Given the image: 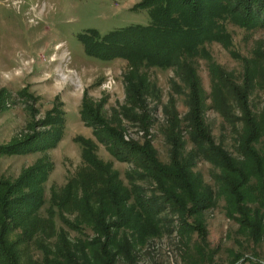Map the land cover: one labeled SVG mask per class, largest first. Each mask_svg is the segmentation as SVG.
Wrapping results in <instances>:
<instances>
[{
  "label": "trees",
  "instance_id": "trees-1",
  "mask_svg": "<svg viewBox=\"0 0 264 264\" xmlns=\"http://www.w3.org/2000/svg\"><path fill=\"white\" fill-rule=\"evenodd\" d=\"M132 8L146 11L149 23L102 36L87 30L77 40L90 58L127 63L125 104L117 113L139 127L143 140H125L119 118L113 116L116 125L111 127L101 115L102 105L83 102L79 115L115 159L131 164L129 182L150 183L151 196L134 185L132 190L126 188L118 172L92 153L91 142L81 140L82 165L52 194L46 219L39 211L44 205L42 185L51 169L48 163L33 165L13 183L0 180V264H21L20 252L26 247L20 250V243H34L45 264H115L120 259L132 264L141 247L173 232L186 248L185 254H190L193 235L205 243L203 215L219 200L224 201L226 217L237 223L242 236L254 244L264 243V154L256 148L264 138V98L258 111L250 101L254 91L264 94V45H256L251 58L230 51L242 63L239 80L204 53L207 43L217 42L226 49L232 46L227 23L245 31L264 30V0H141ZM204 56L213 85V107L235 133L236 156L216 143L206 122L207 97L193 65L195 58ZM140 67L173 69L177 79L170 81L171 97L163 108L167 163L159 160L148 137L154 124L148 100L158 97V91ZM180 95L185 96L187 106L183 118L175 107L174 98ZM64 121L61 111L49 115L41 123L49 129L0 145V158L55 148L63 137ZM184 132L192 145L188 151ZM200 159L217 170L215 188L195 171ZM55 214L75 231L82 225L88 227L92 238L74 242L64 230L56 231ZM162 214L174 216L177 226L173 229L174 221L165 217L161 220ZM13 234L16 238L11 241ZM52 237L55 241L46 245L44 241ZM229 264H264V257L237 255Z\"/></svg>",
  "mask_w": 264,
  "mask_h": 264
},
{
  "label": "rangeland",
  "instance_id": "rangeland-1",
  "mask_svg": "<svg viewBox=\"0 0 264 264\" xmlns=\"http://www.w3.org/2000/svg\"><path fill=\"white\" fill-rule=\"evenodd\" d=\"M140 1L0 0V145L49 129L41 127L42 121L55 112L64 113L63 137L55 148L0 158V180L9 183L17 181L26 169L39 162L49 164L51 169L42 185L44 205L39 211L41 218L48 217L50 200L55 190L64 187L82 165L81 140L91 142L92 153L100 162L110 164L118 172L126 188L132 190L134 185L141 188L145 196H151L150 183L129 182L127 174L132 172L131 164L115 159L106 146L98 142L93 129L86 126L79 115L83 102L91 106L102 105L100 112L105 122L111 127L115 126L113 116L118 117L124 139L142 142L143 132L139 127L122 120L117 113L125 104L123 75L127 63L123 60L102 62L90 58L84 54L83 46L77 40V35L87 30L97 31L102 36L130 25L148 24L146 11L132 10ZM226 28L232 46L226 49L217 42L207 43L204 53L213 63L232 72L239 80L242 63L230 51L251 58L256 45H264V30L245 31L229 23ZM193 65L207 97L206 122L212 135L216 143L223 144L236 156L235 133L213 107V85L208 61L205 56L195 58ZM140 72L148 77L158 91V97L148 100L150 116L154 121L148 137L159 160L167 163L169 146L164 137L163 108L171 97L170 81L177 79L173 69L140 67ZM263 98L264 94L259 90L251 95L254 111L262 107ZM174 99L176 110L183 118L187 112L185 96H176ZM232 114L238 116L236 110ZM183 135L188 151L192 145L185 132ZM256 148L264 154V138L256 144ZM195 171L215 188L217 170L210 163L198 160ZM160 217L161 220L165 217L174 221L173 229L177 226L174 216L162 214ZM54 218L56 231L64 230L74 242H86L92 238V231L88 227L82 225L75 231L63 224L57 214ZM65 218L69 219L68 216ZM203 219L207 227L206 241L201 244L197 235H193L194 244L189 246L190 254H185L186 248L176 232L169 235L164 233L141 247L132 264H229L237 255H255L263 259L264 243L254 244L240 234L237 223L226 217L223 200L207 210ZM14 238L15 234L9 240L14 241ZM54 241L52 237L44 242L47 245ZM26 245L20 243L18 246L20 250L26 247L24 253L20 252L21 264H45L40 249L34 243ZM115 264L129 263L120 259Z\"/></svg>",
  "mask_w": 264,
  "mask_h": 264
}]
</instances>
